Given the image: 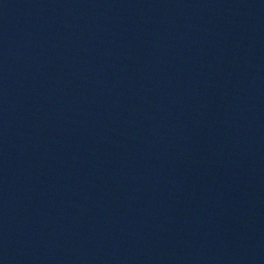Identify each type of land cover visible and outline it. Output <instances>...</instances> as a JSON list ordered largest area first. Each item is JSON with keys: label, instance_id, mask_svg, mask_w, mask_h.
I'll return each mask as SVG.
<instances>
[{"label": "water", "instance_id": "obj_1", "mask_svg": "<svg viewBox=\"0 0 264 264\" xmlns=\"http://www.w3.org/2000/svg\"><path fill=\"white\" fill-rule=\"evenodd\" d=\"M0 264H264V0H0Z\"/></svg>", "mask_w": 264, "mask_h": 264}]
</instances>
